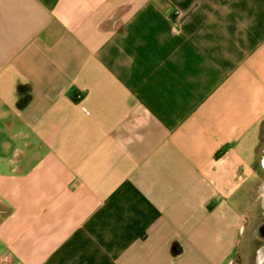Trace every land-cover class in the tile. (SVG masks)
<instances>
[{"label":"crops","instance_id":"obj_1","mask_svg":"<svg viewBox=\"0 0 264 264\" xmlns=\"http://www.w3.org/2000/svg\"><path fill=\"white\" fill-rule=\"evenodd\" d=\"M263 128L264 0H0V264H264Z\"/></svg>","mask_w":264,"mask_h":264},{"label":"rangeland","instance_id":"obj_2","mask_svg":"<svg viewBox=\"0 0 264 264\" xmlns=\"http://www.w3.org/2000/svg\"><path fill=\"white\" fill-rule=\"evenodd\" d=\"M262 159H264V128L260 145L259 166ZM258 190L255 189L252 197H250V202L245 205L248 233L246 232L244 239L252 247V250L248 249V257H251L255 261L258 257L257 249L260 247L262 242V236L260 235L259 227L264 222V203H262V201H257Z\"/></svg>","mask_w":264,"mask_h":264},{"label":"flooded vegetation","instance_id":"obj_3","mask_svg":"<svg viewBox=\"0 0 264 264\" xmlns=\"http://www.w3.org/2000/svg\"><path fill=\"white\" fill-rule=\"evenodd\" d=\"M259 232H260V235L262 236V238H264V222L262 223V225H260Z\"/></svg>","mask_w":264,"mask_h":264},{"label":"built area","instance_id":"obj_4","mask_svg":"<svg viewBox=\"0 0 264 264\" xmlns=\"http://www.w3.org/2000/svg\"><path fill=\"white\" fill-rule=\"evenodd\" d=\"M78 97L80 98V97H81V95H78Z\"/></svg>","mask_w":264,"mask_h":264}]
</instances>
